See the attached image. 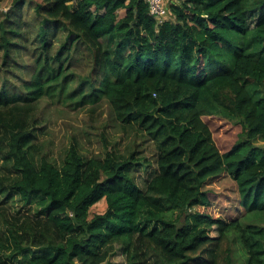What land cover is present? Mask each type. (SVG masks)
Returning a JSON list of instances; mask_svg holds the SVG:
<instances>
[{
	"label": "trees",
	"instance_id": "1",
	"mask_svg": "<svg viewBox=\"0 0 264 264\" xmlns=\"http://www.w3.org/2000/svg\"><path fill=\"white\" fill-rule=\"evenodd\" d=\"M166 5L160 23L147 0H15L0 21L3 66L21 78L0 87V264H109L119 253L123 264H264V0ZM44 98L106 101L151 141L144 187L137 174L152 165L134 151L88 157L74 140L52 159L38 135ZM210 116L240 127L228 151ZM223 174L240 216L206 211L207 184Z\"/></svg>",
	"mask_w": 264,
	"mask_h": 264
},
{
	"label": "rangeland",
	"instance_id": "2",
	"mask_svg": "<svg viewBox=\"0 0 264 264\" xmlns=\"http://www.w3.org/2000/svg\"><path fill=\"white\" fill-rule=\"evenodd\" d=\"M35 2L40 0H33ZM178 0H165L167 3ZM15 0H4L0 5V21L10 12ZM26 9V8H25ZM33 13H27L26 18H31ZM171 19L169 15L165 20ZM163 21V22H164ZM162 22V20H161ZM29 62L28 57L22 59ZM4 51H0V87L5 79L11 87L19 84V71L14 67V73L7 72L8 67L3 66ZM19 61L21 66L22 62ZM14 65H18L14 63ZM21 73V77L28 79V75ZM37 113L43 120L38 130L40 141L46 143V152L58 162L65 155V150L74 141H79L82 151L88 157L103 156L107 147L109 151H117L121 154L136 152L137 158L145 157L150 163L149 171L139 172L137 179L139 184L144 187V180L150 172L156 168L155 155L156 151L153 143L143 137V135L135 130L124 129L115 119V115L110 105L104 101L97 106L86 105L82 109H73L61 104H55L48 98L40 101ZM204 120L210 126L216 144L222 152L228 151L237 141L241 132L237 124L225 121L220 117H205ZM260 144H262L260 142ZM3 171L0 168V173ZM206 190L210 194V202L212 206L206 211L215 217H237L244 211L240 206L239 194L237 192L236 183L226 174L213 179L207 184ZM204 211L203 207L196 208ZM105 210V204L100 203L92 209L91 215H96ZM241 245L235 246V254L243 253ZM124 257L119 253L117 256L109 260V264H123Z\"/></svg>",
	"mask_w": 264,
	"mask_h": 264
},
{
	"label": "built area",
	"instance_id": "3",
	"mask_svg": "<svg viewBox=\"0 0 264 264\" xmlns=\"http://www.w3.org/2000/svg\"><path fill=\"white\" fill-rule=\"evenodd\" d=\"M150 4L151 15L160 23L164 21L168 15V7L165 0H147ZM162 20V22H161Z\"/></svg>",
	"mask_w": 264,
	"mask_h": 264
}]
</instances>
